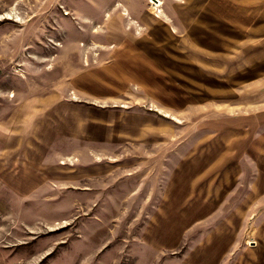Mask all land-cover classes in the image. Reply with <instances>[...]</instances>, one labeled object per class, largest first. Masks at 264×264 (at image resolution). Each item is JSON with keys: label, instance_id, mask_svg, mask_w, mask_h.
Here are the masks:
<instances>
[{"label": "rangeland", "instance_id": "obj_1", "mask_svg": "<svg viewBox=\"0 0 264 264\" xmlns=\"http://www.w3.org/2000/svg\"><path fill=\"white\" fill-rule=\"evenodd\" d=\"M114 1L0 0V264H240L261 237L264 160L169 153L186 151L207 117L237 115V102L163 111L137 91L93 100L183 123L155 175L122 156L142 143L110 141L121 129L111 120L95 125L83 106L94 93L73 75L105 58L95 38L107 36L110 7L98 12ZM117 6L136 31L125 2ZM101 165L107 171L94 174Z\"/></svg>", "mask_w": 264, "mask_h": 264}, {"label": "crops", "instance_id": "obj_2", "mask_svg": "<svg viewBox=\"0 0 264 264\" xmlns=\"http://www.w3.org/2000/svg\"><path fill=\"white\" fill-rule=\"evenodd\" d=\"M118 1L121 5L125 2L129 24H134L136 31L128 27ZM148 3L115 0V5L98 12L102 15L110 7L107 30L103 31L107 36L100 41L95 38L107 54L93 67L73 75L82 91L94 93L85 97L93 105L83 104L94 111L93 123L107 124L111 120L121 129L110 141L143 144L133 154L118 151L113 157L134 158L138 171L145 168L146 174H160L159 170L166 169L163 162L168 157L163 146L183 138L180 121H168L151 112L94 107L93 100L114 99L137 91L163 111L198 108L220 98L237 102V115L207 117L201 126L203 133L186 151L169 152L175 157L222 159L223 163L224 159L234 158L243 159L242 164L248 159H254L255 164L264 160V0H162L160 10H153ZM78 122L82 125L80 119ZM168 124L179 127L180 135L177 129L168 131ZM195 126L199 130V124ZM156 143L159 149L146 148ZM140 164L146 165L142 168ZM98 168L93 169L94 174L107 171L102 165ZM111 168L110 181L117 180L120 172L116 175ZM260 224L256 232L260 240L244 248L240 264H264V218Z\"/></svg>", "mask_w": 264, "mask_h": 264}, {"label": "built area", "instance_id": "obj_3", "mask_svg": "<svg viewBox=\"0 0 264 264\" xmlns=\"http://www.w3.org/2000/svg\"><path fill=\"white\" fill-rule=\"evenodd\" d=\"M152 5V7L157 4V7H154L156 10H160L161 7V1L160 0H150L149 1Z\"/></svg>", "mask_w": 264, "mask_h": 264}, {"label": "bare ground", "instance_id": "obj_4", "mask_svg": "<svg viewBox=\"0 0 264 264\" xmlns=\"http://www.w3.org/2000/svg\"><path fill=\"white\" fill-rule=\"evenodd\" d=\"M67 13V12H66Z\"/></svg>", "mask_w": 264, "mask_h": 264}]
</instances>
